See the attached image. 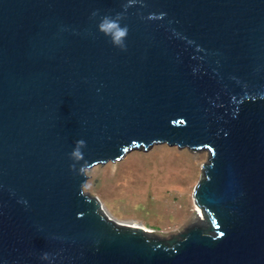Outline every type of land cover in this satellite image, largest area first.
<instances>
[{
  "label": "water",
  "instance_id": "obj_1",
  "mask_svg": "<svg viewBox=\"0 0 264 264\" xmlns=\"http://www.w3.org/2000/svg\"><path fill=\"white\" fill-rule=\"evenodd\" d=\"M161 143L207 151L168 236L84 190ZM0 264H264V0H0Z\"/></svg>",
  "mask_w": 264,
  "mask_h": 264
},
{
  "label": "rangeland",
  "instance_id": "obj_2",
  "mask_svg": "<svg viewBox=\"0 0 264 264\" xmlns=\"http://www.w3.org/2000/svg\"><path fill=\"white\" fill-rule=\"evenodd\" d=\"M207 151L165 143L132 149L120 160L86 170L84 190L96 196L112 219L168 236L194 216L192 191Z\"/></svg>",
  "mask_w": 264,
  "mask_h": 264
},
{
  "label": "clouds",
  "instance_id": "obj_3",
  "mask_svg": "<svg viewBox=\"0 0 264 264\" xmlns=\"http://www.w3.org/2000/svg\"><path fill=\"white\" fill-rule=\"evenodd\" d=\"M134 2V0H129V3ZM95 15V13H94ZM123 13H117L115 15H104L102 16L97 24V27L105 35H107L112 44L121 49L126 47V37L128 33V27L126 24H122ZM85 141L80 139L76 142L69 156L73 161H78L83 155V146Z\"/></svg>",
  "mask_w": 264,
  "mask_h": 264
},
{
  "label": "bare ground",
  "instance_id": "obj_4",
  "mask_svg": "<svg viewBox=\"0 0 264 264\" xmlns=\"http://www.w3.org/2000/svg\"><path fill=\"white\" fill-rule=\"evenodd\" d=\"M196 207V206H195ZM196 211H197V214H196V217L197 219H201L202 218V215L200 214V209L198 207H196ZM131 225H134V224H131ZM136 226V224H135ZM140 226V225H139ZM143 227V226H142ZM144 228V227H143ZM146 229V228H144ZM149 230V229H148Z\"/></svg>",
  "mask_w": 264,
  "mask_h": 264
}]
</instances>
